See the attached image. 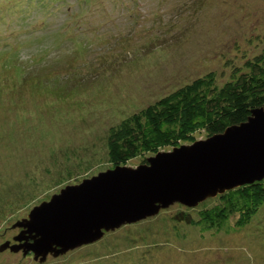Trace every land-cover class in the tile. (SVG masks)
Segmentation results:
<instances>
[{"label":"rangeland","instance_id":"1","mask_svg":"<svg viewBox=\"0 0 264 264\" xmlns=\"http://www.w3.org/2000/svg\"><path fill=\"white\" fill-rule=\"evenodd\" d=\"M263 49L264 0H0V246L112 169L108 144L133 114L209 73L222 84ZM215 203L174 204L43 263L7 249L0 264H264V208L242 231L236 217L219 232L174 220Z\"/></svg>","mask_w":264,"mask_h":264},{"label":"water","instance_id":"2","mask_svg":"<svg viewBox=\"0 0 264 264\" xmlns=\"http://www.w3.org/2000/svg\"><path fill=\"white\" fill-rule=\"evenodd\" d=\"M264 179V107L221 134L162 151L137 168L117 166L68 186L36 207L0 252L33 254L43 263L105 233L157 215L174 204L195 208L207 199ZM22 241H25L23 244ZM29 241V242H27Z\"/></svg>","mask_w":264,"mask_h":264},{"label":"trees","instance_id":"3","mask_svg":"<svg viewBox=\"0 0 264 264\" xmlns=\"http://www.w3.org/2000/svg\"><path fill=\"white\" fill-rule=\"evenodd\" d=\"M263 107L264 49L242 66L234 67L222 84H217L215 74L209 73L133 114L108 144L110 163L113 167L124 166L137 157L149 158L193 144L200 134H221L228 127L246 122L253 110ZM263 208L264 179L218 195L214 205L199 210L195 217L182 211L174 220L219 232L236 217L234 227L242 231Z\"/></svg>","mask_w":264,"mask_h":264},{"label":"bare ground","instance_id":"4","mask_svg":"<svg viewBox=\"0 0 264 264\" xmlns=\"http://www.w3.org/2000/svg\"><path fill=\"white\" fill-rule=\"evenodd\" d=\"M27 20V19H26ZM25 22V21H24ZM28 22V21H27ZM29 24V23H28ZM27 25V24H26ZM25 34V33H24ZM27 35V34H26ZM21 36V35H20ZM20 40H23V39H20ZM27 40V39H26ZM20 49V48H19ZM44 49V48H43ZM21 50V49H20ZM75 50V49H74ZM42 51V50H41ZM35 63V62H34Z\"/></svg>","mask_w":264,"mask_h":264},{"label":"flooded vegetation","instance_id":"5","mask_svg":"<svg viewBox=\"0 0 264 264\" xmlns=\"http://www.w3.org/2000/svg\"><path fill=\"white\" fill-rule=\"evenodd\" d=\"M15 242H13V244H14ZM12 245V244H11ZM6 251V250H5ZM32 254V253H31ZM28 255V254H27ZM33 255V254H32Z\"/></svg>","mask_w":264,"mask_h":264}]
</instances>
